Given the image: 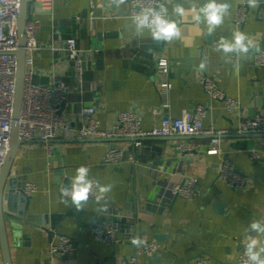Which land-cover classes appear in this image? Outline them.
<instances>
[{
  "label": "crops",
  "instance_id": "obj_1",
  "mask_svg": "<svg viewBox=\"0 0 264 264\" xmlns=\"http://www.w3.org/2000/svg\"><path fill=\"white\" fill-rule=\"evenodd\" d=\"M165 1L170 7L171 0ZM239 6L247 14L242 25L234 23ZM129 9L124 5L117 10L108 0H54L52 11H45L32 1L28 20L40 21L37 40L46 45L34 53L33 80L41 85L55 76L66 80L69 91L62 115L74 126L84 121V103L97 107L103 128L132 109L142 117L145 129L158 125L165 114L180 117L184 110L205 105L204 125L229 131L221 140V153L207 154L210 138L206 136L148 138L137 146L129 139L78 140L62 134L50 152L40 143L22 142L10 178L16 179L18 189L32 182L38 192L24 193L29 200L17 202L25 218L16 219L22 226V242L14 236L13 218L6 216L13 264H130L139 248L130 241L137 236L143 243L158 242L160 248L153 257L139 255L136 264H192L202 257L216 264H237L246 238L255 235L249 223H264V134L236 133L243 119L264 115V67L254 62L255 53L264 50V4L250 9L231 0V15L212 35L191 19L195 13L188 10L183 39L170 44L136 36ZM55 28L58 32L53 35ZM237 30L254 44L239 62L214 47L220 36L230 38ZM70 37L86 51L82 83L75 62L57 50L64 49ZM204 57L208 68L201 72L198 65ZM161 58L167 59L168 71L160 70ZM203 75L214 78L240 106L229 113L222 101L212 99L201 82ZM167 82L169 107L163 110L165 96L159 85ZM180 142L192 143L197 150L181 152ZM111 146L133 155L135 162L105 163ZM252 152L260 158L253 159ZM226 158L246 177L244 187L232 188L220 177V164ZM81 165L90 169L91 178L113 185L106 210L91 200L81 211L64 202L61 189ZM192 177L197 181L196 197L177 196L174 187ZM100 219L121 223L119 244L108 246L94 238L92 225ZM62 234L72 237L78 250L71 257L52 259L51 243ZM0 264H5L2 253Z\"/></svg>",
  "mask_w": 264,
  "mask_h": 264
},
{
  "label": "built area",
  "instance_id": "obj_2",
  "mask_svg": "<svg viewBox=\"0 0 264 264\" xmlns=\"http://www.w3.org/2000/svg\"><path fill=\"white\" fill-rule=\"evenodd\" d=\"M45 11H52L54 0H33ZM162 2L166 3L165 0ZM98 6H102L99 4ZM244 6H239L235 12L234 23L242 25L247 18ZM21 13V0H0V170L5 164L10 146L15 113V100L17 92L18 56L19 49V19ZM131 17L132 10L129 9ZM40 28L39 20H28L25 30V51H26V73L21 113L19 117L18 138L25 143H40L49 152L53 142L60 136H70L73 139L83 140L91 138L104 139H129L135 145L141 146L143 140L156 137L174 136H206L210 138V145L207 154L218 155L221 153V140L229 134L227 129H216L213 126H205L204 119L207 116L208 107L196 105L192 110H184L180 117H173L165 114L160 123L152 129H145L142 126V117L135 110L121 112L116 121L109 128H103L98 116V109L95 105L83 104L81 114L83 123L81 126H74L62 115L61 107L67 100L69 87L66 80L55 76L46 85H41L33 80L34 53L46 45L37 40V32ZM58 32L54 29L53 35ZM57 49V48H56ZM63 57L75 62V69L80 82L83 81L84 61L86 51L79 47L77 40L70 37L66 40V47ZM161 61H166L161 66ZM255 65L264 67V50L255 53ZM162 71H168V61L161 58L158 62ZM204 89L209 96L222 101L225 109L232 113L239 106V102L227 96L218 86V82L209 76L201 77ZM171 88L170 83H161L159 91L165 96L162 109L169 107L166 99ZM162 110V111H163ZM236 133L239 135L264 134V115L243 119ZM177 149L181 152L193 153L197 146L192 143L180 142ZM253 159H259L260 154L252 152ZM126 161L135 162L133 155H126L122 148L111 146L106 155L105 163L119 165ZM220 177L232 188H240L246 185V177L241 174L229 159H224L219 168ZM196 179L189 178L183 183L174 187V193L184 199L192 200L197 195ZM26 195H33L38 192V187L27 182L22 188ZM92 233L96 240L108 246H114L122 241L121 223L117 220L100 219L92 225ZM160 248L156 241L143 243L136 252V255L129 260L130 264H136L139 255L153 257ZM78 250L77 242L70 236L62 234L57 241L50 246L51 258L71 257ZM2 253L0 245V255ZM244 248L240 251L237 264H244ZM192 264H216L212 258L202 257Z\"/></svg>",
  "mask_w": 264,
  "mask_h": 264
},
{
  "label": "clouds",
  "instance_id": "obj_3",
  "mask_svg": "<svg viewBox=\"0 0 264 264\" xmlns=\"http://www.w3.org/2000/svg\"><path fill=\"white\" fill-rule=\"evenodd\" d=\"M108 3L117 10L129 5L134 34L139 37L147 36L156 43L170 44L183 39V18L188 10L195 13L191 19L198 25L202 24L209 35L215 34L231 15V0H171L170 7L162 0H108ZM240 3L255 9L264 4V0H240ZM214 47L217 52L226 57H234L239 62L247 57L254 44L245 32L237 30L231 33L230 38L220 36L214 41ZM165 64L166 61H161V66ZM198 68L201 72L207 71V57L201 59ZM67 178L70 183L61 189L66 204L81 211L91 200L100 205L101 211L106 210L108 196L113 191L112 184H103L91 178L90 169L85 165L76 168L75 174ZM13 227L16 240L22 242V226L14 224ZM248 229L255 235L246 238L244 264H264V223L253 220ZM130 243L140 247L143 241L137 236L131 238Z\"/></svg>",
  "mask_w": 264,
  "mask_h": 264
},
{
  "label": "water",
  "instance_id": "obj_4",
  "mask_svg": "<svg viewBox=\"0 0 264 264\" xmlns=\"http://www.w3.org/2000/svg\"><path fill=\"white\" fill-rule=\"evenodd\" d=\"M33 0H21V13L19 19V49L16 52L18 56V76H17V92L15 100L14 122L11 136V146L2 169L0 170V245L5 264H13L11 260L10 244L6 216L12 217L10 220L13 231V225L19 224L17 218H24L23 206L17 207V202L29 200V196H25L22 189H18L16 179L10 178L11 169L15 160V156L21 141L18 138L19 117L21 113L25 73H26V51H25V30L28 22L29 4ZM65 103L61 107V112Z\"/></svg>",
  "mask_w": 264,
  "mask_h": 264
}]
</instances>
